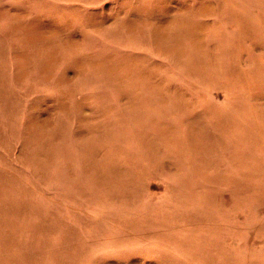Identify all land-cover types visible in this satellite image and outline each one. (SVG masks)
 I'll list each match as a JSON object with an SVG mask.
<instances>
[{
	"label": "rangeland",
	"instance_id": "obj_1",
	"mask_svg": "<svg viewBox=\"0 0 264 264\" xmlns=\"http://www.w3.org/2000/svg\"><path fill=\"white\" fill-rule=\"evenodd\" d=\"M0 264H264V0H0Z\"/></svg>",
	"mask_w": 264,
	"mask_h": 264
}]
</instances>
